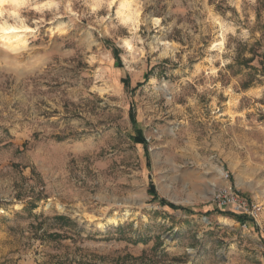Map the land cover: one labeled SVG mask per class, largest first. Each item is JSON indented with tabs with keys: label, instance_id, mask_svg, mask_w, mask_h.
<instances>
[{
	"label": "rangeland",
	"instance_id": "rangeland-1",
	"mask_svg": "<svg viewBox=\"0 0 264 264\" xmlns=\"http://www.w3.org/2000/svg\"><path fill=\"white\" fill-rule=\"evenodd\" d=\"M0 27V264H264V0H0Z\"/></svg>",
	"mask_w": 264,
	"mask_h": 264
},
{
	"label": "trees",
	"instance_id": "trees-1",
	"mask_svg": "<svg viewBox=\"0 0 264 264\" xmlns=\"http://www.w3.org/2000/svg\"><path fill=\"white\" fill-rule=\"evenodd\" d=\"M128 85V82L127 81H124L123 82V86L124 88L126 89ZM129 118L131 119V121H134V115L133 113L130 111L129 112ZM133 142L136 143V144H141L143 145L144 147H146V141L144 139V137L142 136V133L141 131L139 130H136V134L134 135L133 137ZM148 192L150 194V196H152V199L154 201L158 200V203L160 206H167L168 208H170L171 210L173 211H177V210H183L179 207H176V206H173L172 204H167L164 200L160 199L157 197V195L155 194V191H154V187L152 184H149L148 186ZM218 214H221L231 220H234L236 221L237 223H239L240 225H248L250 222V220L248 218H246L245 216H242V215H238V214H235L231 211H219ZM206 215H208V213H206Z\"/></svg>",
	"mask_w": 264,
	"mask_h": 264
},
{
	"label": "built area",
	"instance_id": "built-area-1",
	"mask_svg": "<svg viewBox=\"0 0 264 264\" xmlns=\"http://www.w3.org/2000/svg\"><path fill=\"white\" fill-rule=\"evenodd\" d=\"M228 190L229 191L224 190L218 194L219 195L218 201L220 202V205L217 204V207L220 209H223L224 207H226L228 211H231L238 215L245 216L249 220L250 218L253 219L254 212L248 209V207L246 206V203L243 200L238 199L236 196L234 197V195L231 194V189H228Z\"/></svg>",
	"mask_w": 264,
	"mask_h": 264
},
{
	"label": "bare ground",
	"instance_id": "bare-ground-1",
	"mask_svg": "<svg viewBox=\"0 0 264 264\" xmlns=\"http://www.w3.org/2000/svg\"><path fill=\"white\" fill-rule=\"evenodd\" d=\"M1 1H7V0H1ZM12 1L14 3H17V4L23 2V0H12ZM125 11H126V9H125ZM120 12H121V10H120ZM120 15H121L120 19H121V22L122 23H124V24H131L133 26L132 29H135L136 30V28L138 27L137 26L138 25V16H139L138 15V12L132 13L131 11L127 10V13H125V12L122 13L121 12ZM9 29H11V28L0 27V31H2V32H7ZM14 29H12V30H14ZM7 37H8V41H10L13 44H17V43L20 42V38H18V37H15V36L14 37L7 36ZM125 44H126L125 45L126 48L130 51L132 49L131 46H130V44L128 42H126ZM222 46H223V41L215 42L214 45L212 46V49H215V48L220 49Z\"/></svg>",
	"mask_w": 264,
	"mask_h": 264
}]
</instances>
